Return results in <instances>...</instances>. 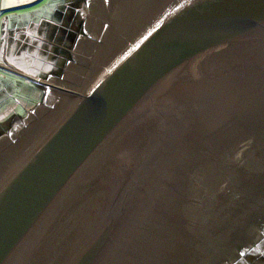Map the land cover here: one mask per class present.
<instances>
[{
  "label": "water",
  "instance_id": "95a60500",
  "mask_svg": "<svg viewBox=\"0 0 264 264\" xmlns=\"http://www.w3.org/2000/svg\"><path fill=\"white\" fill-rule=\"evenodd\" d=\"M5 30L44 95L0 135V264H232L264 234V0L69 3L45 78Z\"/></svg>",
  "mask_w": 264,
  "mask_h": 264
},
{
  "label": "crops",
  "instance_id": "0c3cea01",
  "mask_svg": "<svg viewBox=\"0 0 264 264\" xmlns=\"http://www.w3.org/2000/svg\"><path fill=\"white\" fill-rule=\"evenodd\" d=\"M75 1L79 0H0V60L6 18L3 56L8 63L41 78L56 73L55 69L65 65L69 52L51 43L67 4ZM20 85L25 86L27 99L41 94V88L1 70L0 87L5 91ZM13 108H5L8 114L0 124L14 118Z\"/></svg>",
  "mask_w": 264,
  "mask_h": 264
},
{
  "label": "flooded vegetation",
  "instance_id": "af4514ba",
  "mask_svg": "<svg viewBox=\"0 0 264 264\" xmlns=\"http://www.w3.org/2000/svg\"><path fill=\"white\" fill-rule=\"evenodd\" d=\"M78 19L75 18L74 22L78 23ZM81 23V30L77 35L72 36V45L71 49H73L76 45V42L79 38V36L84 34V24H85V17H83L80 20ZM71 58V57H70ZM70 60V59H69ZM59 71L52 74V76H58ZM47 89V88H46ZM50 89V88H48ZM44 95V89L41 87V94H40V100L42 99ZM25 113L23 114V116ZM23 116H16L10 120L9 126L7 129L0 133L3 134L7 132L8 129H10L13 124H15L18 120H20ZM232 264H264V234L261 235V237L256 238L253 240L252 244L247 248L244 253L241 254V256L235 260Z\"/></svg>",
  "mask_w": 264,
  "mask_h": 264
},
{
  "label": "rangeland",
  "instance_id": "374dc122",
  "mask_svg": "<svg viewBox=\"0 0 264 264\" xmlns=\"http://www.w3.org/2000/svg\"><path fill=\"white\" fill-rule=\"evenodd\" d=\"M62 68V67H61ZM61 68L55 69V72L61 71ZM25 86L20 85L18 88L11 89L10 92L1 86L0 87V121L7 116V109L10 105H13L15 116H23L26 111L34 107L40 100V95L35 94L33 97L26 98L27 92H25ZM8 105V106H7ZM11 114V113H10ZM13 114V113H12Z\"/></svg>",
  "mask_w": 264,
  "mask_h": 264
},
{
  "label": "built area",
  "instance_id": "2783aa9c",
  "mask_svg": "<svg viewBox=\"0 0 264 264\" xmlns=\"http://www.w3.org/2000/svg\"><path fill=\"white\" fill-rule=\"evenodd\" d=\"M0 75H1V70H0Z\"/></svg>",
  "mask_w": 264,
  "mask_h": 264
}]
</instances>
